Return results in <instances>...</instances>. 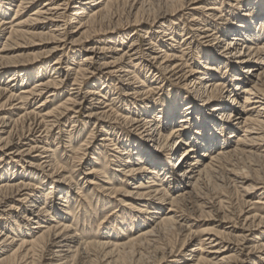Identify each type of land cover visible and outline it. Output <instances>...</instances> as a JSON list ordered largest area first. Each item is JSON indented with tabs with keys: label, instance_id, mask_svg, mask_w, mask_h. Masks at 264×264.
<instances>
[{
	"label": "bare ground",
	"instance_id": "6f19581e",
	"mask_svg": "<svg viewBox=\"0 0 264 264\" xmlns=\"http://www.w3.org/2000/svg\"><path fill=\"white\" fill-rule=\"evenodd\" d=\"M39 1L41 0H0V35L9 30L4 39L10 42V44L2 45L0 50L3 53L0 55V81L5 75L9 76L7 83L0 86V264H77V260L79 262L81 256L85 255L86 258H90L89 255L96 251L102 255L103 264H119V262L126 264L128 260L129 262L132 260V264H166L167 257H181L180 252L165 251L159 241L160 237L170 230H176L181 235L185 234L189 225L182 218L170 215L171 211L166 215L162 213L165 210L164 203L167 202L171 208L194 199L196 201L200 198V191L203 189V178H207L204 176L217 175L221 167H225L228 162L231 163L230 159L234 157L244 156L248 153L254 158L255 155H252L251 151L256 142L263 141L264 143V121L261 119L251 120V114L247 115L249 111L247 110V113L244 111L249 103L255 105L252 107L255 110L258 108H256L258 104L260 108L256 113L264 111V99L258 97L259 90L264 85V43L261 42V38L264 36V0H249L244 6L246 7L244 15L233 16L232 22L223 20L224 18L221 20V17H218L223 14V3H211L212 0H190V5L183 2L176 8L168 6L169 9L166 8L165 11L150 20L152 26L144 28L145 32L141 36V40L130 41L128 50L120 57L106 62L103 59L100 60V57L103 58L105 53L120 51L119 47L124 44L121 41L122 36L119 37L120 40L111 41V46H108L107 49L94 47L87 49L85 56L79 62H75L76 54L72 53L70 60L65 59L68 63L63 67L60 65H63L61 61H63L65 52H72L73 44L87 39L88 34L95 33L96 28H101L105 22L114 18L115 10L120 9L117 7L128 0H43L31 15L23 21H18L21 11L27 9L28 6L36 5ZM14 2L16 5L14 16L18 17L12 19L10 23H5L2 17L11 10L9 7ZM71 2L74 5L70 7L73 12L69 23L78 24L74 32L67 31L68 25L64 16ZM133 4L129 12L136 10L134 13V18H136L146 8L147 0H134ZM191 4L197 6L194 9H189ZM186 10H192L199 16L206 14L209 17L217 18L219 22H205L204 27H201L202 24L198 23L199 18L195 17L196 15L190 16L189 26H186V30L182 28L181 31H185V33L177 35V31L173 28L174 20L171 18L176 13ZM247 13L249 14L247 15ZM134 22L137 25L140 23L137 19ZM7 24H11L9 29L6 28ZM145 24L147 23L140 24V28L143 29ZM46 26H48V32H37V28ZM208 32L211 34L208 35ZM147 34H150L149 37L146 36ZM205 35H208L204 37L207 38L205 39L206 44L220 45L221 49L219 50L222 52L214 54L198 49L195 70L192 67L185 70L188 68L186 62L182 56L176 55L173 48L183 42L185 47L183 46L184 48L180 51L182 53L183 50L194 47L195 40ZM27 36L31 38L47 36L50 38L48 44L52 45L47 54H55L60 51L61 55L51 63L50 67L42 65L34 71L17 69L18 66L13 61L14 59L5 55L19 46L16 42L18 39H26ZM163 36H165L164 41L166 42L160 40ZM116 42L120 43L115 47ZM137 42L142 45L139 46ZM168 46L171 53L166 51ZM143 54L148 57L147 64L145 61H141L140 55ZM135 59L139 60L140 64H133ZM160 59L161 63L158 61ZM96 61H100L101 64ZM95 64L98 65V69H95ZM141 64L144 65L143 68L148 73L158 71L163 67L165 72L177 79L191 78L189 86L195 88L194 92L199 101L194 103L174 93L171 94L170 101H173L171 104L149 103L148 100L154 94L157 82L151 79L146 84L145 80L138 78L141 72L137 65L141 67ZM262 65L263 67H261ZM41 69L43 72L53 73L54 77L52 79L42 78L43 75L39 74ZM99 71H103L104 75L114 76L123 83L125 81L140 83L138 87L134 88L131 85V89H128V91H132L129 96H133L134 99L140 97L138 102L141 105H136L137 102L133 103L134 108L136 107L133 111L134 114L131 110L126 113L123 108L120 112L113 111L111 106L115 101L120 102L124 99L112 97L108 101H104L108 93L105 83L99 82L101 87L98 88V84L96 85L94 82L91 90L81 93L80 88L84 80L87 77L95 76ZM197 75L199 77L195 78ZM146 77L147 75H144V79ZM35 79L37 81L33 82L31 87L27 86ZM68 79L72 81L68 99L55 108L43 110L42 107H44L47 98L60 96L58 94L64 90ZM23 85L26 86L21 87V90L17 92L19 86ZM47 90H49V94L46 99L38 102L35 109L31 111L24 109L32 100L42 97ZM224 92L233 93V96L225 100L223 99ZM239 94L242 95V98ZM88 99H91V103L87 101ZM82 108L89 110L87 117L96 120L94 125L98 123L100 128L105 129V135L100 140L101 148L109 149L116 154L115 163L118 169L112 170L114 182L122 183L119 182V177L134 182L138 179V182L134 183L136 185L123 191L115 189L114 184H111L109 180L104 182L101 178H105L104 170L109 168L108 165L111 161L108 159L106 161V157H104L103 169L96 168L102 153L100 151L96 154L98 158H92L93 166L86 173V176L90 177H85L88 186L98 190L100 194L107 193L106 200L115 201L116 196L122 193V196L129 197L135 203L143 206V208L135 209L134 212L133 209H128V219L135 222L136 228L142 227V229L138 231L134 239L127 242L108 239L111 232L106 233L108 236L104 237L105 241L101 243L82 242L77 238L64 216L65 214L69 215V212L63 210L60 214L57 213V205H59L57 201L64 203L65 209L70 206L71 199L67 190L69 187H63V182L68 181V184L76 185L77 182H74L72 177H63L62 185L57 190L59 196L56 201H51L52 191L49 190L45 192L42 204H40L39 192L38 194L35 192V184H31L33 177L39 181L43 179L36 174L37 171L41 172L49 168L52 173H57L62 169L61 166L53 162L52 154H48L47 137L54 129L61 132L60 124L67 120L69 111ZM16 110L19 111L18 115L12 119L10 115ZM258 116L260 115L258 114ZM102 119L120 120L126 126L143 127L150 144L155 143L154 150H150L149 143L145 145L140 141L132 142L128 138L117 143L118 141L115 139L117 133L115 134V130L112 128L105 127ZM256 124L257 128H253ZM239 129L243 133L242 137L238 134L239 132L237 133ZM227 131L230 135H227ZM60 132H57L58 138ZM69 133H61L67 134L64 137L68 138V143L72 139L68 137ZM235 133H237V141L231 142L230 139L236 138L234 137ZM83 146L87 145L83 144ZM183 146H187V149L184 150L186 152L176 158L171 166L168 162L171 157L166 156L165 158V153L168 152L170 156L176 155ZM201 150L202 154L200 155ZM34 153L36 155L33 156ZM250 155L248 156L252 158ZM31 156L36 162H30L29 167L33 166L35 172H28L23 167L17 166ZM258 156L256 155L257 158ZM5 157L9 161H5ZM201 158H208V162H202ZM37 161L40 162L37 163ZM17 167L20 170H17ZM244 169L242 170L244 171ZM231 175L230 182L236 189L240 188L246 196H249L250 191L257 185L252 184L248 188H242L247 178L232 173ZM1 179L4 181L1 182ZM211 179L213 178L211 177ZM94 181L99 183L96 184ZM165 186H168L172 193L168 192ZM80 190L81 188L76 190L75 196L82 201H87L88 199ZM49 201H51L50 204H48ZM104 203L106 201H102V204ZM25 204L29 205L25 206ZM248 205L249 201L243 199L239 212V216L244 218L242 224L240 223L241 229L238 231L240 234L233 236L238 247L243 246L248 241L250 234L253 235L264 224V219L261 216L251 211H245L246 208L248 209ZM15 209L22 211L20 218L12 215ZM31 222L35 225L32 230L26 227V224ZM115 228L117 230L115 235L122 232L117 229L118 227ZM227 231L225 233L217 231L204 233L205 235L201 236L202 238L198 240L195 247L190 250L191 255H187L189 257L182 264H245L247 256V258L245 256H233L232 258L222 256L223 252L232 249L224 239L225 236H229L235 231L233 229H227ZM191 239H193L191 234L186 233L184 243ZM250 249L252 252L255 251L262 255L258 257V261L261 262L260 264H264V258H262L264 257L263 240L256 242ZM192 253L196 255H192ZM172 262L179 263L177 260Z\"/></svg>",
	"mask_w": 264,
	"mask_h": 264
},
{
	"label": "rangeland",
	"instance_id": "374dc122",
	"mask_svg": "<svg viewBox=\"0 0 264 264\" xmlns=\"http://www.w3.org/2000/svg\"><path fill=\"white\" fill-rule=\"evenodd\" d=\"M133 1L128 0V2H125L123 5H119L117 8H120V9L115 10L114 18H112L109 22H105L101 28H96L95 33H90V35L88 34L87 39L85 40L83 39V41L81 40V42H79L78 44H73L72 52L71 51L65 52V56L62 58L63 61H61L63 65H60V66L63 67L65 66L66 63H68L65 61V59H67V61L70 60L72 53L76 54L77 56V57L75 56V59H74L75 62H79V60L83 56H85L86 54L85 51L87 49L91 47L107 49L108 46H111L110 44L111 41L120 40L119 37L122 36L121 41H123L124 44H122L121 47H119L120 51L118 53H105L103 54L104 55L103 58L100 57V60L103 59L104 62L116 59L120 57L125 51L128 50L130 41H132L133 39L141 40L140 38L145 32L144 30L152 26L150 24L151 22L150 20H152L155 15L159 14L162 11H165L166 8L169 9L170 6L176 8L180 6L183 2H185L187 5L190 2V0H147L146 8L143 10L142 13L138 14L136 18H134V13L136 10L129 12L130 7L133 4ZM248 1L249 0H232V1L230 0V1H227L228 2L227 3L225 0H212L211 3H223L222 4L223 14L221 16L218 15V17H221V20L224 18L223 20H228V21L231 20L230 22H232L233 16L237 14L244 15V10L246 9V7L244 6L245 4H247ZM42 2L43 0L39 1V3H37L36 5L31 6V7L28 6L27 9L21 11V13L18 15L19 16L18 21L25 20L29 15L32 14V12H34V10ZM208 4H210V2H208ZM73 5L74 4H72L71 2L69 4L68 10L64 13V16L66 18L65 21L68 25L67 31L69 32L71 31L74 32L76 28L78 27V24L76 23L75 24L69 23L70 19L72 18L71 13L73 12L72 8L70 9V7H72ZM196 6L197 5L191 4V6H189V9H194V7ZM15 7L16 5L14 2L11 5V7H9L11 8V10L7 12L5 16L2 17L5 23H10L12 19H15L18 17V16H14V13L16 11ZM135 8L137 9L138 5L137 7L135 6ZM248 14L249 13H247V15ZM175 15L171 19L174 20L173 28H175V31H177V35H180V33L181 34L185 33V31L183 32L181 31H182V28L183 29L185 28L184 30H186L187 29L186 26H189V23L191 20L190 16L196 15L195 17L199 18L198 23L202 24L201 27H204V25L206 24L205 22H209V23L219 22L217 21V18L209 17L206 14L199 16L197 15L196 12L192 10L178 12ZM135 19H137V21L138 20L140 21L138 25L134 22ZM144 21L147 24L143 25V29H141L139 25L142 23H145ZM61 24H65V23H61ZM10 25L11 24H7L6 28L9 29ZM6 31L0 35V50H1L2 45L6 43L10 44L8 40L4 39L9 30H6ZM41 31H43L44 33L48 32V26L43 27V28H37V32H41ZM209 34L211 33L208 32V35ZM149 35L150 34H147L146 36L149 37ZM208 35L202 36L203 39L200 38V39L195 40V44L193 45L194 47L190 48L189 50H183L184 52L182 53L180 51L185 46L183 42H180V39H179V42H180L179 45L173 48L176 55L182 56L183 60L186 62V65L188 68H185V70H188L190 67H192L193 70H195L196 60H197L196 54L198 52V49H201L206 52H212L214 54L216 53L218 54V52L219 53L222 52V50H219L221 49L220 45L214 46L211 44H206L205 39L207 38H204V37ZM164 37L165 36L161 37L162 39L160 38V40L163 42H166L164 41L165 40ZM263 38L264 36L261 38L262 39L261 42L263 41L264 43ZM49 39L50 38H48L47 36L33 37V38L27 36L26 39L25 38H22L20 40L18 39L16 42L19 44L18 46L19 48L18 47L15 48L16 50L14 49L11 52H8L9 54L5 56H10L12 57V59H14L13 61H15L16 65L18 66L17 69L34 71V69L39 68V66H42V65L43 66L48 65L50 67V65H52L51 63L54 62L55 59L58 58L61 54H60V51H58L59 53L56 52L55 54H49V55L47 54L48 49L51 48L52 46L48 44L50 43ZM118 43L120 42H116L114 46L115 47L118 46ZM137 44L139 46L142 45V44H139V42H137ZM143 45H144V42H143ZM158 45L159 44L157 43V46ZM155 48H159V47H155ZM169 48L170 47L168 46L166 51L169 52ZM0 55H3V53L0 52ZM140 58L142 62L145 61V64L148 63L146 62L148 61V57L146 56V54L140 55ZM133 61H134L133 64L134 63L140 64L139 60L135 59ZM158 61L159 63L162 62L161 59ZM96 62L98 64H101L100 61H96ZM197 62L199 63V61ZM143 64H141V67L137 65L138 70L141 72V75H139L138 78H142L143 81L145 80L144 83L146 84L148 83V81L152 79L153 81L157 82L156 84L158 85V86L156 85L154 94L152 95V97H150V100H148L149 103L158 102V104H171L173 102V101H170L171 94H174V93H177L181 95L180 96L181 98L183 97L186 100H189L194 103H197V101H199L197 94L194 92L195 88H191V86H189L190 80H192L191 78L187 80L177 79L176 77H172L170 74H168V72H165L163 70V67L160 68L158 71H154V72L151 71V73H153L151 75V73H148L146 69L143 68L144 66ZM263 65H264V62H263ZM263 65L261 67H263ZM94 67L95 69H98L97 68L98 65L95 64ZM103 71L105 73V70ZM103 71H99V73L96 72L98 74H96L95 76L87 77L84 80V83L81 85V88H80L81 93L82 92L84 93L87 90H91L94 82H96L95 83L96 85L98 84V88L101 87L100 85L101 82L105 83L106 87L108 88L107 89L108 93L104 101H108V99H111L112 97H116V98L119 97L120 99H124V101H120V102L115 101L113 106H111L113 108V111L120 112L123 108L124 110H126L125 111L126 113L130 112L131 110L132 114H134L133 111L136 107L134 108L135 105L133 103L137 102L136 105L138 104L141 105L138 102L140 97H138L137 99H134L133 96H129L130 94H132V91H128V89H131L130 87L132 86L136 88L138 87L140 83L138 81L137 82L136 81L135 82L125 81L123 83V82H120L114 76L104 75L102 73ZM39 74L40 76L41 74L43 75L42 78L52 79L54 77L53 73L43 72L42 69L40 70ZM144 75H147L145 79H144ZM8 77H9L8 75H5L1 79L0 86L2 84L5 85L7 83ZM197 77H199V75H197L195 78ZM71 79H68V81L65 84V87L63 88L64 90L60 91V94H58L60 96L56 98H47V101L45 102L44 107H42L43 110L45 109L46 111V110L55 108L59 104L64 103L66 99H68L69 92L71 89L70 85L72 83ZM35 81H37V79L29 82L27 86L31 87L33 85V82ZM25 83L26 82L24 81V84ZM25 86L26 85L19 86L17 92L21 90L20 89L21 87H25ZM48 91L49 90H47L42 97L32 100L30 104L24 107V109H26L27 111H31L35 109L37 107L38 102L46 99L47 95L49 94ZM259 93L260 94H258V97L264 99V85L261 86ZM231 96H233V93L231 94V93L224 92L223 99L226 100V98H231ZM239 96L240 98H242V95L239 94ZM87 101L91 103L90 102L91 99H88ZM251 103H252V100H251ZM253 106L255 105L250 104V103L249 105H246V108L244 109L245 113L249 111L247 115L249 116L251 114L250 115L251 120L261 119L264 121V111H258V113H256L257 109H259L260 107L257 104L256 108L257 107L258 108L255 110V109H252ZM18 112L19 111L17 110L14 111L10 115L11 118L15 119L18 115ZM88 112L89 110L87 108L86 109L82 108V109H77V110L74 109L73 111H69V113H67V120H65L63 123L60 124L61 132L58 129L57 130L54 129L49 134V136L47 137V140L49 143L48 154L50 155L52 154L53 162L61 166L62 171L60 170L57 173L56 172L52 173V170L50 171L49 168L41 172L37 171L36 174L43 179L39 181L33 177L31 184L32 185L35 184V189H36L35 192H37V194L39 192L38 195L41 198L40 204H42L44 203L45 194H46L45 192L49 190L52 191L51 201L52 200L56 201V199H58V196H59V191L57 190L60 187V185H62L61 183L63 181L62 180L63 177H66V178L72 177L73 181L77 182L78 184V185L76 184L77 186L74 183L68 184L67 183L68 181L63 182L64 183L63 187H66V188L69 187L67 190H68V195L70 196V199H71L70 206L69 208L65 209L66 205L64 203H61L60 201H57V203L59 202V205H57V213L60 214V212H62L63 210L69 212V215L65 214L64 216L67 218V224L71 226L72 231H74V233L77 235V238L81 239L82 242H87V243L89 242L99 243L100 242L101 243L105 241L104 237L108 236V234L106 235V233L111 232L110 237L108 239L114 240L117 242H127L130 239H134V237L137 236L138 231L142 229V227L136 228L134 225L135 222L128 219V215H127L129 213L128 209H133V212H134L135 209L143 208V206L135 203L129 197L122 196L123 195L122 193L121 195L116 196L115 201L106 200L107 197L105 196L107 193L100 194L98 190L93 189V187L88 186L86 183L87 180H85V177H90V176H86V173L88 169L93 166L92 158H95V159L98 158L96 154L98 151H100L102 153L99 157L98 165L95 166L96 168L103 169L102 167L105 165V162L103 159L104 157H106L105 159L106 161L107 159L111 161V163H109L108 165L109 168L107 170H104L105 178L104 179L101 178L102 180H104V182H107L109 180L111 184L112 183L114 184L115 189L123 191V190H126L128 187L130 188L136 185L134 183L138 182L137 181L138 179L134 182V181L125 180V179H122V177H119L118 180H120L119 182H122V183H118V181L114 182L115 181L114 176H113L114 173L112 170L118 169L116 167L117 164L115 163L116 154L110 151L109 149L103 150L101 148L102 143L100 142V140L103 137V135H105V129L100 128L98 126V123L97 125H94L96 120H94V118H88L87 117ZM258 114L260 116H258ZM215 115L218 116L217 113H215ZM101 121H103L105 127L112 128L113 130H115L114 133L115 134L117 133L115 135V139L116 141H118L117 143L123 142L126 140V138H128L132 142L140 141V142H143L145 145L147 143L151 145L148 137L146 136L144 132L145 129L141 126H137V127H135L136 125L126 126L120 120L111 121L110 119H107V120L102 119ZM257 126L258 125L256 124V126L254 125L253 128H257ZM79 130L81 131L79 132ZM57 132H60V136H59L60 140H58L59 138L57 136ZM63 132L65 133L70 132L68 137H71L72 139L71 141L69 140V143H68V138L64 137V136H67V134L65 135L61 134ZM227 133H228L227 135H230L228 131ZM237 133L242 137L243 133L241 132V129H239ZM237 133L234 134V137L237 136ZM230 141L236 142L237 137L230 139ZM83 144L87 146L85 147L83 146ZM154 147H155V143L151 145L150 150H154ZM185 149H187V146L181 147L176 155L170 156L168 155V152L165 153V158L166 156L171 157V160L168 161L171 166L172 164H174L176 158L180 157L183 153L186 152L184 151ZM251 152H252V155H255L254 158L250 154L246 153L244 156H237V157L230 159L231 163L228 162L229 164L227 163L225 167H221V170L219 171L217 175L211 176L213 179H211L209 175L204 176L207 178H203L204 180L202 182L203 189L200 191V195H199L200 198L196 199V201L194 199L191 201H187L182 205L173 206L171 208L169 207L167 202H165L166 204L164 203L165 210L162 213L166 215L167 213H169V211H171L170 215H176L177 217L185 220L184 222H187V224L189 225V229L187 230L186 233L187 234L190 233L191 236L193 237V239L187 240L184 243L186 233L181 235L176 230H170V232H165V234H163L160 237L161 240L159 241V243L161 244V246L165 249V251L173 250L176 253L177 252L181 253V257L179 258L167 257L168 262L166 264H174V262L172 261H175V260L179 261L178 264H182L186 262V259L189 257L187 255H191L190 250L195 247L198 240L202 238L201 236L205 235L204 233L213 232V231L225 233V232H228L227 229H230V230L233 229V231H235L233 232V234L231 233L229 236H225V239H224L227 245L230 244L229 247L232 249L226 250L225 252H223L224 254L222 256L229 257V258H232L233 256H237V257L245 256V258L248 257L246 259L245 264H253V263L260 264L261 263L260 261H258V257L262 255L258 254L255 251L252 252L250 248L254 246L256 242H259L260 240H263L264 242V224L257 231H255L254 229L255 231L254 234L253 235L250 234V237H248V241L243 246L238 247L235 241L236 239L233 237V236L240 234L238 231H240L241 229L240 225L242 224V220L244 219L239 216L241 202L243 199H245L246 201H249L248 209L247 208L245 209L246 212L251 211L261 216L264 219V204H262L264 203V196H263L264 195V143L263 141H260V142L257 141ZM83 153H84V156H82ZM199 154L200 155L202 154V150L200 151ZM34 155L36 154L34 153L33 156ZM248 155H250L252 158H250ZM256 155L257 156L259 155L258 158L256 157ZM81 156H82V159L80 160ZM207 159L208 158H205V159L201 158L202 162H206ZM24 160L25 161L21 162L17 166L23 167V169L28 172H32V171L35 172L34 167L33 166L29 167V164L30 162H36V160L32 158V156L31 158L24 159ZM29 160H32V161H29ZM5 161H9V159L5 157ZM38 162L40 161H37V163ZM18 167H17V170H20L18 169ZM242 169H244V171ZM231 173L234 175H238V176L242 175L247 178V181L245 182L242 188H248L252 184H255V185L257 184L256 187L250 191L249 196H246L245 193L240 188L236 189L234 185L230 182L231 177H232ZM143 177H146V176H143ZM2 181H4V179H1V182ZM94 183L97 184L99 182L94 181ZM79 188H81L80 191L88 199L87 201H82L78 197L75 196V192ZM165 188L166 190H168V192L172 193L171 189L170 188L168 189V186H165ZM122 200L124 201L121 202ZM51 201H49L48 204H50ZM102 201H106V203L102 204ZM28 205L29 204H25V206H28ZM126 208H127V211H126ZM21 212L22 211H20L19 209L18 210L15 209V212L12 215L13 216L15 215L20 218L22 216ZM136 217H138V215H136ZM33 226L35 225H33L32 222L29 224H26V227L30 228L31 230ZM115 227H118L117 229H120L122 232L119 234L117 233V235H115L117 232ZM33 231H36V230H33ZM244 234L246 235V233ZM223 243L225 244V242ZM206 251H209V250L206 249ZM97 252L99 251H96V253L94 252L91 253V255H89L90 258H86L87 256L85 255L81 256V258L79 259V262L77 260V264H83V263L84 264H94V263L103 264L104 262L101 260L102 255L100 254V252L99 253ZM192 255H196V254L192 253ZM221 257H218V258H221ZM128 262L126 264L130 263ZM119 264L121 263L119 262Z\"/></svg>",
	"mask_w": 264,
	"mask_h": 264
}]
</instances>
